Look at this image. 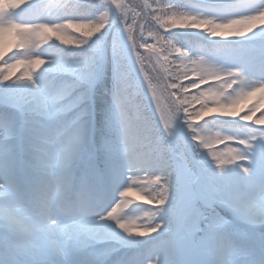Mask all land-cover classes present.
<instances>
[{
    "label": "trees",
    "instance_id": "1",
    "mask_svg": "<svg viewBox=\"0 0 264 264\" xmlns=\"http://www.w3.org/2000/svg\"><path fill=\"white\" fill-rule=\"evenodd\" d=\"M33 1L36 0H17L16 8L22 9L26 5L33 3ZM50 1V7L43 10L41 19L36 22L67 24L69 21L63 15H70L71 10L75 8L78 15L73 17L75 20L70 22L73 25H85V27L80 28H68L65 32L59 34L68 43L57 39L53 33H46L50 37L47 41L39 38V52L36 56L45 59L46 63L37 68H30V72H37L41 79L48 82V86L49 81L53 77L58 85L74 83L76 86L68 95L70 103L67 105L65 112L61 114L62 124L70 126L79 121L78 125H75L67 136L63 135L66 140V143L64 142V153L65 155L68 154V159L65 160L66 167L76 155L73 149L76 145H79L80 137L85 136L86 138L89 124L88 115L91 107L89 99L93 94L97 105V127L107 131V137H112V139H103V136L98 134L99 141L106 143L107 146L116 152L117 150L120 153L127 151L128 161L134 160L135 156L147 157L145 163L151 171L146 174V177L154 180V182L150 185L148 191L143 194L140 193L144 197H140L154 203L156 197H158L160 201H157L156 204L160 205L159 213L169 216L166 219H162V222L169 227L173 212L177 206L173 207L171 205L167 207L163 201L165 199L168 201L173 199L176 194L178 188L175 180L177 172L174 167L176 166H173V163L168 161L172 148L167 144L155 143V151L159 147L161 149L159 152L152 151V148H147V146L145 148L146 151L142 149L141 143L146 140L147 145L152 139L151 136H154V132L151 129L153 125L149 122L150 115L142 113L140 94L149 92L150 88H154V86L158 87V82L160 84L159 87L164 89L165 95L162 103L170 109L172 125L176 126L179 123H184L185 129L178 133L173 128H167V132L162 136V139L169 142L167 133L172 136V141L180 149L177 153L182 157V160H180L181 164L191 169V177L195 179L196 183H207L208 181L221 180L223 176L225 177L223 171L214 168L215 161L212 159L211 153L198 138L207 129L226 127L225 132L220 137L210 141L205 138L203 141L207 145H211L218 139L225 137H232L234 140L236 137L241 139L239 131L242 129L238 126L229 124L222 126L213 122H204L201 126H196L198 120H201V118L197 119L196 116L208 108L228 104L242 90L239 89L235 94L229 93L227 97L223 93L219 94L220 91L213 89L211 86H205L204 90L196 89V86L201 85L208 79H202L201 77L203 76L199 74V59L202 56L212 54L214 50L201 42L183 41L176 34H166L163 29L167 31L199 30L205 25L201 24L200 27L188 26L191 24L192 18H195L197 22L210 20L217 24L226 23L229 19H221L217 17L218 14L217 16L215 15L213 9L199 7L189 0ZM17 13L20 16L19 10ZM173 17H175V23L172 22L171 18ZM183 17L188 19L183 20ZM233 17L238 18L237 16ZM26 19L33 20L34 16H31L28 12L23 17V20ZM91 25L92 27L102 25L100 32L93 33L91 37H87V44H79L78 41L85 39L84 33L91 31ZM246 26L244 25L243 27ZM49 27L52 26L49 25ZM14 29H17V25H14ZM223 30L218 29V31ZM247 33L249 32L247 31ZM207 34L209 37H213L208 31ZM1 37L2 29H0ZM188 44H191L190 47L195 57L193 62L185 52V46ZM176 49H180V51L178 52ZM10 50L11 35H8L0 39V53H2L0 58ZM218 52H226L234 61H240L239 65L246 64L247 66L248 64V67H252L251 61L243 58L242 53L235 47L223 46L218 49ZM36 56L30 58L29 55L23 54L21 57L24 60H29L35 59ZM17 59L19 58L16 57L9 64L15 63ZM58 60H62L66 67L76 68L80 79L77 75H73L72 72L51 71ZM219 65H221V61ZM44 73H50V80L45 79ZM192 76L197 78V80H193ZM17 78L8 90L0 94L8 103L14 105L11 103L14 98L30 96L36 92L47 94V91L42 90L40 85H37L34 80L16 81ZM252 88L253 84L246 92ZM248 99L240 102L247 103ZM216 102L219 104H216ZM248 109L244 113H248ZM209 114H213V112ZM0 116H6L13 121L17 119V114L8 109H2ZM136 121L142 123L143 126L135 127ZM117 122L121 123L120 126ZM161 123L163 125L166 124L162 120ZM47 125L49 127L45 131V135H48L53 127H56L55 131L59 135L61 126L55 124L54 120L47 122ZM143 127H145L146 131L143 130ZM245 130L248 129L244 128L242 131ZM3 132L4 130L0 128V133ZM144 134H146V138ZM7 143L10 144V149H6L2 156L6 158V163L3 165L11 172L14 181L21 183L22 179L18 165L19 157L15 149V141L9 140ZM237 147L241 149L240 146L237 145ZM242 151L247 155L245 150ZM25 157L30 158L31 155L26 152ZM24 167L26 171H29L27 161ZM164 169L165 171H163ZM29 173L32 175L31 171ZM91 177L93 176L91 175L89 178ZM155 190L161 191V194H154ZM138 193L139 191H135L137 196H139ZM130 196L126 199V203H132ZM196 198H200V196L196 195ZM248 205H252V202H248ZM143 208L146 207L143 206ZM158 210L155 209L153 211ZM259 212L260 215L264 214V210ZM146 223L143 221L138 228H136L137 224L135 222L125 226L124 233L126 237L135 235L137 232H134V229L146 233L151 229L157 228V225H152L150 220L146 221ZM203 231L204 229H200L198 235ZM231 231L233 238H239L243 234H248L252 238L251 233H247L243 227L238 225H234Z\"/></svg>",
    "mask_w": 264,
    "mask_h": 264
},
{
    "label": "snow or ice",
    "instance_id": "2",
    "mask_svg": "<svg viewBox=\"0 0 264 264\" xmlns=\"http://www.w3.org/2000/svg\"><path fill=\"white\" fill-rule=\"evenodd\" d=\"M78 15L75 8L71 10L70 15H63L67 17L66 20L69 23H39L36 21H25L22 22L19 27L21 34H16L20 39V46L23 47L24 43L30 39V36L35 35L40 39L47 41L50 37L46 33H53L56 38L62 40L64 43H68L62 35L68 28L71 27H85V25H73L70 21L75 20L73 17ZM5 14L0 13V21H3ZM239 19H229L226 23H214L210 20H203L197 22L195 18H192L191 27H200L201 24H208L210 27L207 31L211 36H242L246 31H252L256 27V22L259 21L264 24V8L255 11L251 14H243L237 16ZM172 22L175 23V17L171 18ZM183 20H187V17H183ZM91 21V20H84ZM10 23V22H9ZM51 25L52 27H49ZM237 25H247L246 27L240 28L235 27ZM8 23H0V27L7 28ZM102 25L92 27L91 31L84 33L85 39L78 41L79 44H87V37H91L93 33L100 32ZM218 29H224L218 31ZM180 51V49H176ZM2 55V53H0ZM46 63L45 59L40 56H36L35 59L19 60L17 59L13 64H5L6 68L0 66V73H3L0 77V81H12L10 79L14 69L20 65H30V68H37ZM259 72L264 75V54L261 55ZM51 71L60 72L67 71L72 72L73 75H77L80 79L76 68L66 67L62 60H58L52 67ZM225 76L229 80V87H232V83L236 84L238 81L243 80V75L238 70L224 71ZM212 75L219 76V72H212ZM202 79L204 77H201ZM16 81H33V75L30 71L23 72ZM264 89V83L258 84L248 92H240L235 98H233L228 104L221 105L219 107L208 108L202 111L197 119L207 116L211 112L219 111L224 116H236L238 114V107L240 101L249 98L254 95L256 91ZM71 92L70 85L65 83L58 85L53 77L49 81L47 94L36 92L30 96H24L14 98L11 103L20 111L27 113L29 116L28 120V131L36 135L41 139V142H45V138L41 135L47 128V122L49 121H61V113L66 110L67 106H62L59 111H52L49 100L55 99L58 103L62 104L64 97L68 96ZM8 102V101H6ZM257 105H253L252 108L248 109V113L253 112ZM245 113L239 116L240 120L253 121V116ZM254 124L264 125V113H261L260 117L253 121ZM0 128L4 130L0 133V157L5 153L6 149H10V144L7 143L10 137L16 135L18 128L10 121L6 116H0ZM224 139V138H221ZM227 139H232L227 137ZM255 139V137H253ZM206 147L209 145L202 141ZM239 144L247 145L249 141L239 140ZM230 153H234L231 159L225 162L212 152V159L216 162V166L223 170L225 165H237L238 162L248 160V156L240 148H227ZM242 167L245 175L239 176L235 179H230L231 188L234 190L241 189H259L264 194V172L255 175L250 174V169ZM15 184L14 177L11 172L0 163V185L5 186L9 190L11 195V189ZM71 206L77 207L81 210L84 215H91V209L88 203L87 192L82 191L76 194L75 199L71 200ZM115 208H111V211L107 213V216L103 219L116 221ZM174 214V212H173ZM214 231L215 237L210 241L206 247V253L209 257L207 264H255L250 259L251 254L256 245L264 250V214L250 218V222L260 226V230L255 231L254 239L248 237L233 238L224 235V229L222 227V218L218 215L214 216ZM120 228L124 225L120 224ZM158 231H170L164 224H159L157 227ZM143 235V234H142ZM110 238L107 234L102 235L98 230L96 224H85V223H65L59 220L53 219L51 223H46L43 228L42 236L27 240L15 231L0 230V264H104V259L109 255V252L102 253L100 260L93 259L87 252L89 245L99 239ZM125 243H133V241H125ZM153 247L156 249L153 253V258L149 261V264H183L180 259L182 253V244L177 237L172 234L167 239L158 240ZM113 251V250H110ZM125 264H140L138 260H129Z\"/></svg>",
    "mask_w": 264,
    "mask_h": 264
},
{
    "label": "clouds",
    "instance_id": "3",
    "mask_svg": "<svg viewBox=\"0 0 264 264\" xmlns=\"http://www.w3.org/2000/svg\"><path fill=\"white\" fill-rule=\"evenodd\" d=\"M25 70L30 71V65H25ZM70 85L71 91L75 89L74 83H68ZM70 103V97L66 96L64 97L62 104L58 103L55 99H50L49 104L52 111H59L62 106H67ZM63 111L62 113H64ZM61 113V114H62ZM59 123V121L57 122ZM47 127H49L47 125ZM213 195L216 197L217 203L219 206L224 207L226 210H230L232 212L233 218L228 219L220 214H216L219 217L222 218V227L224 229V235L228 237H232V227L234 225H242L243 228H251L255 231L260 230V226L255 225L250 222V218L246 217L239 211L238 205L235 203L234 199V192L235 190L225 189V188H214L212 189ZM81 213V210L77 207H66L63 202H52L47 205L46 210L42 211L39 205H37L35 209V217L37 219L33 220L34 223L39 224V217L44 216L46 219H50L52 216H56L57 220L64 222L65 220H74L79 214ZM32 219V218H29ZM210 225H212L213 228H215L214 222L210 221ZM46 226V223L43 225V228ZM0 230H10L15 231L21 236L23 233L18 229V227L15 224H12L8 221L0 222Z\"/></svg>",
    "mask_w": 264,
    "mask_h": 264
},
{
    "label": "rangeland",
    "instance_id": "4",
    "mask_svg": "<svg viewBox=\"0 0 264 264\" xmlns=\"http://www.w3.org/2000/svg\"><path fill=\"white\" fill-rule=\"evenodd\" d=\"M2 1H3V3H2V13L5 14L3 22L4 23H8V25L10 26L9 22L13 18V15L10 12L9 3L8 2H10L12 0H2ZM261 8H264V7H260L259 6L257 11L260 10ZM261 18H263V17H261ZM29 47H30V49H34L35 48V44H33V41L29 43ZM256 81L258 82V84L264 83V75H261V73L258 72L256 74ZM261 91H262V93L264 95V89H261ZM262 101H264V100H262ZM52 140H55V138H52ZM50 162L52 163L51 172L52 173L58 172V170L61 167L60 157L58 155L54 154L52 159L50 160ZM50 175L46 178V181H45V186L47 188H52V184L50 183L52 178H51ZM14 201H15V199H12V198L10 199V202L12 204H14ZM81 214L82 213H80L74 220H65L64 222L65 223H77V222H79V223H85V224H94L91 220H89L88 217H83L82 219H80V217H82ZM96 225H97V223H96Z\"/></svg>",
    "mask_w": 264,
    "mask_h": 264
}]
</instances>
